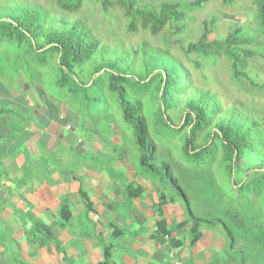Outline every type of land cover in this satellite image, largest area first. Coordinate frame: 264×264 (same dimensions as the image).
Masks as SVG:
<instances>
[{
	"label": "crops",
	"instance_id": "1",
	"mask_svg": "<svg viewBox=\"0 0 264 264\" xmlns=\"http://www.w3.org/2000/svg\"><path fill=\"white\" fill-rule=\"evenodd\" d=\"M3 93L21 118L0 116V264H219L220 229L191 242L183 206L123 139L104 142L63 98Z\"/></svg>",
	"mask_w": 264,
	"mask_h": 264
},
{
	"label": "rangeland",
	"instance_id": "2",
	"mask_svg": "<svg viewBox=\"0 0 264 264\" xmlns=\"http://www.w3.org/2000/svg\"><path fill=\"white\" fill-rule=\"evenodd\" d=\"M196 1L136 0L137 6L150 7L156 15L163 4L173 6V12L181 15L177 21L169 20L157 35H151L139 27L135 32H128V20L123 10L115 7L103 11L92 0H87L73 13L60 10L57 0H0V11L36 8L46 14L45 32L60 31L76 22L81 23L99 43L97 53L83 68L82 74L86 78L91 77L93 66L107 61H117L123 67L128 66L133 77L153 76L155 73L151 67L155 64V58L162 56L189 75V87L174 98L177 106L170 111L176 126L181 123L184 104L208 92L221 105V116L215 119V123L225 122L231 115L240 120L252 119L259 124L264 137V89H261L264 84V36L257 25L255 0H229L227 4L222 0H208L202 7H197ZM233 31L239 32L237 37L240 40L249 42L240 47L255 55L246 61L247 67L244 70L237 67L236 72L232 70L236 53L224 47L226 37ZM18 53L13 45L0 48V94H4L5 89L15 92L16 97L25 93V98L32 104L37 98L35 96L48 95L63 98L76 111L90 113V109H94L90 108L89 92H81L83 98L75 94L69 96V92L54 85L55 59L49 60L46 68L39 69ZM241 73H246L252 84L244 80ZM156 93L153 87L139 102L143 108L147 132L157 150L159 161L161 159L168 163L169 172L172 171L173 180H176L174 182L185 192L192 213L208 220L222 218L233 230L240 220L250 234H257L264 241L261 235L264 232V197L258 204H239L230 200L233 194L228 186L227 172L220 154L210 172L191 176L190 165L182 153L183 137L172 140L160 138L152 127L151 114ZM88 122L93 129H98V135L104 142L117 136L116 140L125 141L124 147L137 153L132 131L122 121L120 111L113 101L108 102L106 111L104 109L100 116L93 114ZM259 163H264V159L245 162L244 169ZM169 192L165 190V193ZM233 212L238 218L233 217ZM234 232L238 237L235 250L229 253L225 243L222 251L213 259L214 263L240 264L239 252L244 256L248 254L246 235H242L240 230ZM221 234L224 237L220 231ZM261 260L264 262V258ZM245 262L259 264L254 257Z\"/></svg>",
	"mask_w": 264,
	"mask_h": 264
},
{
	"label": "trees",
	"instance_id": "3",
	"mask_svg": "<svg viewBox=\"0 0 264 264\" xmlns=\"http://www.w3.org/2000/svg\"><path fill=\"white\" fill-rule=\"evenodd\" d=\"M86 1L57 0V6L64 12L73 13ZM92 1L103 11L115 7L123 10L128 20V32H135L139 27L151 35H157L169 20L177 21L181 17L180 14L173 12L174 7L168 4L161 5V10L156 15L150 7L137 6L136 0ZM207 1L197 0L195 5L202 7ZM228 1L222 0L224 4ZM255 8L257 25L264 36V0H255ZM45 21L46 14L36 8L0 11V48L13 45L19 51V55L39 69L46 68L49 60L55 59L54 85L69 92V96L75 94L82 97L81 92L85 94L89 92L90 108L94 109H90V113L78 112L90 119L93 114L100 116L104 109L106 111L108 102L113 101L120 111L122 121L132 131L141 174L158 181L160 186L168 189L183 206L185 218L191 226V242L199 238V228H219L230 253L237 245L238 237L234 231L240 230L242 235H246L245 242L251 252L245 256L239 252L240 264H247L245 260L249 261L253 257L259 264H264L261 260L264 258V244L262 245L264 241H261L257 234H250L240 220L233 230L222 218L208 220L192 213L185 192L174 182L176 180H173L172 171L169 172L168 163L161 159L159 161L157 150L149 138L143 108L139 102L155 87L157 96L151 120L157 136L167 140L183 137L182 153L190 165V174L193 177L197 176V173L210 172L220 154L227 172L228 186L233 194L230 200L233 199L239 204L256 202L258 204L264 197V163L244 169L245 162L252 163L255 159H264V137L259 124L252 119L240 120L233 115L225 122L215 123V119L221 116V105L215 96L205 92L197 100L184 104L181 123L176 126L170 115V111L177 106L174 98L184 93L190 82L189 75L180 66L159 56L155 58V64L151 67L155 74L140 78L133 77L128 66L123 67L121 62L107 61L93 66L91 77L86 78L82 74L83 68L97 53L98 41L79 22L67 29L45 32ZM238 33V31L229 33L224 43L226 49L236 53L232 63L234 72L237 67L244 70L247 67L246 61L255 56L251 51L240 47L248 45L249 42L240 40L237 37ZM241 76L252 84L246 73H241ZM157 80L159 81L155 84ZM261 89H264V84ZM86 97L85 95L84 98ZM7 114L20 117L11 110L0 109V116ZM159 203L160 205L163 203V195ZM233 217L238 218L234 212ZM157 227L167 238L168 232L164 223L159 222ZM261 235L264 240V232Z\"/></svg>",
	"mask_w": 264,
	"mask_h": 264
},
{
	"label": "built area",
	"instance_id": "4",
	"mask_svg": "<svg viewBox=\"0 0 264 264\" xmlns=\"http://www.w3.org/2000/svg\"><path fill=\"white\" fill-rule=\"evenodd\" d=\"M66 128H67V129H69V127H68V126H67ZM175 264H181V263H175Z\"/></svg>",
	"mask_w": 264,
	"mask_h": 264
}]
</instances>
